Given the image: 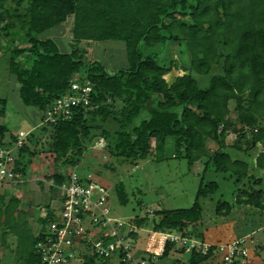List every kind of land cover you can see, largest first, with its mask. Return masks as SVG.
Returning <instances> with one entry per match:
<instances>
[{"label":"trees","instance_id":"trees-1","mask_svg":"<svg viewBox=\"0 0 264 264\" xmlns=\"http://www.w3.org/2000/svg\"><path fill=\"white\" fill-rule=\"evenodd\" d=\"M71 16L70 50L39 36ZM87 40L122 41L126 64L111 72L101 61L85 58L79 50ZM2 41L0 59L5 57L19 85L21 102L41 112L39 133L47 137L42 143L39 133L30 131L17 150L14 169L21 178L33 172L31 162L39 154L44 159L35 176L40 183H55L52 168L61 169L60 182L71 171L90 172L78 164L96 139L112 158L132 164L162 160L170 140L173 157H185L188 164L207 157L215 172L229 173L224 177L233 186L231 198L214 204L218 220L230 218L236 206L250 205L254 215L264 214V0H0V48ZM172 43L179 45L180 57L169 54ZM74 77L90 82L89 105L72 107L69 118L45 122L44 112L70 93ZM6 103L0 98V117ZM228 134H234L229 145ZM15 140V133L0 125V146ZM219 185L202 182L197 198L212 200ZM48 188L46 213L34 221L36 233L21 199L7 188L0 193V247L6 234L16 237L13 249L4 246L12 264H39L36 242L58 210V190L54 184ZM113 190L120 204L128 202L121 181ZM128 221L202 240L224 224L209 227L199 201ZM167 254L168 248L160 263L172 262ZM77 264L102 262L86 255ZM182 264L209 263L207 256L191 254Z\"/></svg>","mask_w":264,"mask_h":264},{"label":"rangeland","instance_id":"rangeland-1","mask_svg":"<svg viewBox=\"0 0 264 264\" xmlns=\"http://www.w3.org/2000/svg\"><path fill=\"white\" fill-rule=\"evenodd\" d=\"M72 21V16L68 17L64 23L44 31L39 36L54 39L61 50H70ZM2 43L6 46L4 41ZM169 47L171 56L180 57L178 53L179 45L172 43ZM80 48L79 51L84 52L85 58L101 61L111 72H115L126 64L124 43L122 41L87 40L80 43ZM5 60V57L0 59V98H6L7 100L4 123L14 129L13 133L21 129L31 130V132L36 131V134H38L41 127V112L35 107L26 106L21 102L18 93L19 85L14 76L8 72ZM171 73L166 76L168 79L173 74H176L174 72L171 75ZM232 105L231 103L230 106L232 107ZM38 137L42 143L47 138L46 134L42 133H39ZM233 138L234 134H228L226 143L229 145ZM97 140L89 146L78 166L88 169L93 173L94 181L108 188V204L112 208L113 216L123 221H128L136 215L139 217L142 215H153L156 210L161 208H188L194 202L199 201L203 207L204 220L209 227L217 223H224L219 226L218 237L232 238L250 233L253 237L254 247L258 248L255 261L256 263L264 261V214H260L259 217L256 214L254 215V207L249 205L245 207L236 206L234 214L227 219L218 220L215 215L212 216L214 204L220 199L231 198L233 186L231 181L227 179L228 177H224L229 176V173L215 172L211 164L205 163L207 157H203L202 160L195 159L191 164H188L185 157H173L169 140L165 147L166 157L162 160L147 159L146 161L132 164L124 158H112L108 151L103 148V145L97 144ZM36 158L39 160L31 162L32 174L26 175L24 177L26 181L17 185L16 188L22 191L20 192L26 198L25 202L32 206L34 205L35 213L41 214L44 205L49 201L48 186L51 180L44 179L43 183H40L39 179L35 177L36 172L41 170V166L37 167L38 164L44 160L42 154L37 155ZM49 160L47 158L46 162H49ZM46 165L45 163L44 166ZM59 170L61 169H51L55 184L60 183ZM24 178L23 180H25ZM211 180L218 181L220 184L219 191L212 200L203 199L200 201L196 196L198 186L202 182ZM118 181L124 184L127 192L128 202L124 205L118 202L113 190V186ZM262 182L264 183V178ZM55 195V198H57L58 192L55 191ZM231 223L232 225H230ZM151 228V225L148 224L144 226V229L138 231L137 246L143 247L147 230ZM208 238V240H215L211 236ZM188 257L187 254H184L180 260L186 261ZM159 264L164 263L162 261ZM168 264H182V262L172 261L171 263L168 262Z\"/></svg>","mask_w":264,"mask_h":264},{"label":"built area","instance_id":"built-area-1","mask_svg":"<svg viewBox=\"0 0 264 264\" xmlns=\"http://www.w3.org/2000/svg\"><path fill=\"white\" fill-rule=\"evenodd\" d=\"M70 93L63 94L44 113L45 122L69 118L72 107H85L90 103L91 84L70 80ZM31 130H18L16 140L0 146V185L22 183L24 180L14 169L17 150ZM102 145V139L97 140ZM95 143V142H94ZM57 188L56 218L47 225L46 232L36 242L39 264H77L86 255H94L102 264H159L168 248L167 258L181 261L184 254L208 257L209 264H253L256 257L253 237L243 234L227 242H212L176 231L149 229L143 247L136 244L137 227L129 221L113 216L109 206V191L93 180L91 172L68 173ZM172 258V259H171ZM257 264H264V261Z\"/></svg>","mask_w":264,"mask_h":264},{"label":"crops","instance_id":"crops-1","mask_svg":"<svg viewBox=\"0 0 264 264\" xmlns=\"http://www.w3.org/2000/svg\"><path fill=\"white\" fill-rule=\"evenodd\" d=\"M2 45H3V47L2 48H0V56H1V54L3 53V51H4V44L2 43ZM6 118H5V115L3 116V117H0V125H5L6 127H8L5 123H4V120H5ZM17 120V119H16ZM9 128V131L10 132H14V129H12L11 127H8ZM32 179V178H31ZM16 186L17 185H14V184H12V185H7V186H1L0 185V193H2L3 192V190H4V188H7V189H9V192L11 193V194H13V195H15L16 197H19L20 199H21V202H22V205H21V207L23 208V210L24 211H26V213H27V219L30 221V223H31V225H32V228H33V231H34V233H36V231H37V227H36V223L34 222L35 220H36V218L37 217H43L44 215H45V210H44V208H43V210H42V213L41 214H38V213H35V211H34V209H33V207H34V205L32 206V205H30L28 202H25V200H26V198L24 197V195H22L21 194V190H18L17 188H16ZM29 186H31V185H29ZM28 188H30V187H28ZM21 191V192H20ZM24 193V192H23ZM26 194V193H25ZM6 199H8V196H7V198ZM23 199V200H22ZM199 200L201 201V200H203V198H199ZM200 203V202H199ZM201 204V203H200ZM201 206H202V204H201ZM214 215V206H213V208H212V216ZM202 218L204 219V214H203V207H202ZM4 220V217H2V221ZM205 221V220H204ZM226 223V222H225ZM230 225H232V223L230 224ZM218 233H214V234H211V237L214 239L215 238V240H214V242H217V238H219L218 236ZM239 236H241V235H239ZM239 236H235V237H233V238H229L230 240H232V239H234V238H236V237H239ZM228 238V237H227ZM228 239V240H229ZM212 241V240H211ZM0 245H1V243H0ZM9 246L11 249H13L14 247H15V245H16V237L14 236V235H12V234H6V243H5V245H3V246H1L0 247V264H12L13 263V256H11V255H8V253H6L8 250L7 249H5L4 248V246Z\"/></svg>","mask_w":264,"mask_h":264}]
</instances>
